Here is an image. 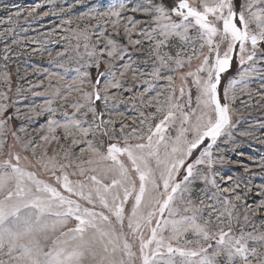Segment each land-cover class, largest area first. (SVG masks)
Listing matches in <instances>:
<instances>
[{"label": "snow or ice", "instance_id": "snow-or-ice-1", "mask_svg": "<svg viewBox=\"0 0 264 264\" xmlns=\"http://www.w3.org/2000/svg\"><path fill=\"white\" fill-rule=\"evenodd\" d=\"M133 11L151 16L148 23L152 27L145 35L161 37L150 49L159 61L152 75L168 81V94L162 89L149 100L155 112L140 122V128L126 131L129 126L122 124L117 135L114 121L101 120L95 128L109 136L106 146L103 141L86 140L87 147L80 149L75 160L67 151L61 159L58 152L43 145L37 155L33 140L21 139L9 126V105L0 103V264H264V233L245 232L243 226L239 233L234 230L239 212L224 195L234 189L221 190L215 176H209L217 162L213 146L223 135L230 136L228 130L233 126L231 102L238 81L229 79L221 92L222 75L237 51L241 65L253 61L257 51L264 52V0H242L239 5L237 0H169L168 4L149 0L148 7ZM98 15L119 17L120 11L110 9ZM113 23L118 27V20ZM81 36L88 39L86 31L76 33L77 39ZM173 38L191 47V54L187 47H178L174 55H161L160 49L168 47ZM84 48L90 58L96 55L95 45L92 51L87 43ZM106 49L113 59L123 51H118L112 39H107ZM99 51L103 54L105 48ZM124 67L127 70L129 65ZM163 69L173 75L162 76ZM176 74L181 81L178 95ZM249 74L245 70L239 76L242 80ZM49 75L67 89L61 96L65 102L73 91L82 92L89 102L93 95L100 100L103 91L107 100L108 88L117 86L110 82L100 89L97 79L93 93L81 88L87 72L71 81L58 73ZM189 78L196 90L194 107L191 89L186 91ZM0 79L7 83L9 74L0 73ZM52 94L60 95V88H53ZM50 105L48 101L44 107L54 115ZM83 106L79 102L72 105L77 112ZM89 111L95 119L96 109ZM48 124L49 132L53 126L63 127L73 145L80 143L74 129L83 137L92 132L76 119L63 125L50 119ZM9 135L12 145L5 143ZM41 139L49 142L47 135ZM17 144L20 151L15 150ZM76 175L82 179H71ZM198 180L217 189L209 199L223 197V210L191 199ZM234 199L240 201L241 196Z\"/></svg>", "mask_w": 264, "mask_h": 264}, {"label": "rangeland", "instance_id": "rangeland-1", "mask_svg": "<svg viewBox=\"0 0 264 264\" xmlns=\"http://www.w3.org/2000/svg\"><path fill=\"white\" fill-rule=\"evenodd\" d=\"M161 2L166 4L165 0H152V3ZM38 4L39 8L36 7ZM120 4L125 5L124 9L119 8ZM148 5L149 0H52L51 3L49 0H0V73L7 72L10 77L7 83L0 79V96H7V99L0 98V103L9 105L6 113L12 117L8 120L9 126L17 130L21 139L33 140L38 146L37 155L41 150L39 146L43 145L58 152L61 159L67 151L70 153L69 158L75 160L80 156V149L87 147L86 140L94 143L103 141L105 146L110 142L109 136L102 134V129L95 128L101 120L114 121L113 126L119 135L122 124L129 126L126 131L133 127L140 128V122L155 112L154 102L149 104V100L162 89L165 95L168 94V81L154 79L152 75L159 61L150 49L155 46V40L161 37L158 34H153L154 38L145 35L152 27L148 23L151 16L142 11H133ZM33 9L35 12H32ZM110 9L119 10L120 16L101 18L98 15ZM81 16L84 18L81 19ZM69 20L71 23H68ZM114 20H118V27L113 23ZM125 28L129 31L125 32ZM85 31L88 39L82 36L77 39L76 33ZM107 39L116 42L118 51L123 49L121 56L115 59L107 56ZM85 43L89 45L88 51H92L93 45L96 46L95 56L90 58L86 54ZM77 44L80 45L78 50ZM178 47L187 46L173 38L168 47L160 49V53L174 55ZM101 48H105L103 54L99 51ZM187 51L191 54V47H187ZM239 56L237 51L231 67L222 75L221 92L229 79L238 81L234 89L235 100L231 102L233 126L228 130L230 136L223 135L213 146L212 152L217 162L209 176H215L221 190L234 189V192L224 194L236 204L239 212V221L233 222L234 230L239 233L243 226L245 232L260 234L264 233V205L261 204L264 201V52L257 51L254 60H245L243 65L240 64ZM125 65H129L127 70ZM195 65L196 61L193 60L192 67L195 68ZM245 70L250 74L241 80L239 73ZM83 72L88 73L86 82L81 85L84 91L94 93L92 84L97 79L100 81V89L110 82L117 85L108 88L107 100L103 99V91L100 100H96L93 95L90 102L83 98L82 92L73 91L65 102L61 96L67 94V89L49 75L58 73L65 81H71ZM100 73L105 75L100 76ZM161 75L173 73L163 69ZM174 80L178 95L181 84L178 74ZM53 88H60L61 94L53 95ZM187 89H191L194 107L196 90L191 84V78ZM160 99L163 100L164 96ZM48 101H51L50 107L55 109L54 115L44 107ZM77 102L84 105L79 112L72 107ZM90 107L96 109L95 119L89 111ZM50 119L60 125L72 119L79 120L81 127L92 128L95 135L90 132L87 137H83L78 129H74L80 143L73 145L71 137L65 138L63 127L53 126L49 132ZM178 126L172 128V135ZM20 128L24 131H19ZM44 135L49 137L47 144L41 139ZM52 136L56 139H52ZM5 143L12 145L13 138L9 135ZM15 150H21L18 144ZM68 171L72 172L73 169ZM44 178L48 179L47 176ZM71 179L82 177L76 175ZM216 191L211 184L198 180L191 199L196 203L204 200L205 204L223 210V197L219 201L209 199ZM237 194L241 196L240 201L234 199ZM245 214L248 216L247 221L244 220ZM204 215L207 216V211Z\"/></svg>", "mask_w": 264, "mask_h": 264}, {"label": "trees", "instance_id": "trees-1", "mask_svg": "<svg viewBox=\"0 0 264 264\" xmlns=\"http://www.w3.org/2000/svg\"><path fill=\"white\" fill-rule=\"evenodd\" d=\"M166 1V4H168L169 3V0H165ZM239 3H240V0H237V4L239 5Z\"/></svg>", "mask_w": 264, "mask_h": 264}]
</instances>
